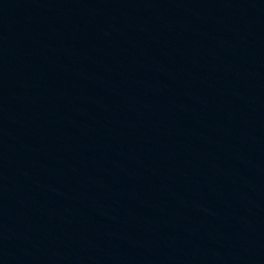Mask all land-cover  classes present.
I'll return each instance as SVG.
<instances>
[{
  "label": "water",
  "instance_id": "1",
  "mask_svg": "<svg viewBox=\"0 0 264 264\" xmlns=\"http://www.w3.org/2000/svg\"><path fill=\"white\" fill-rule=\"evenodd\" d=\"M0 264H264V0H0Z\"/></svg>",
  "mask_w": 264,
  "mask_h": 264
}]
</instances>
